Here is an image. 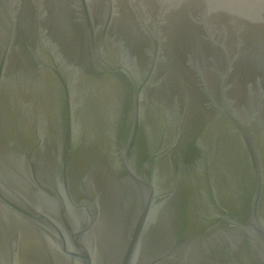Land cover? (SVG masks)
I'll return each mask as SVG.
<instances>
[{
	"label": "water",
	"instance_id": "95a60500",
	"mask_svg": "<svg viewBox=\"0 0 264 264\" xmlns=\"http://www.w3.org/2000/svg\"><path fill=\"white\" fill-rule=\"evenodd\" d=\"M0 264H264V0H0Z\"/></svg>",
	"mask_w": 264,
	"mask_h": 264
}]
</instances>
